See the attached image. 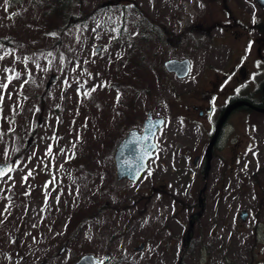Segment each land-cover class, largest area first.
Returning <instances> with one entry per match:
<instances>
[{"label": "rangeland", "instance_id": "1", "mask_svg": "<svg viewBox=\"0 0 264 264\" xmlns=\"http://www.w3.org/2000/svg\"><path fill=\"white\" fill-rule=\"evenodd\" d=\"M78 2L81 21L63 27L43 26L33 0H0V162L15 161L0 179V264H75L86 253L104 264H264V114L230 126L206 172L215 126L193 109L205 107L193 95L200 80L253 44L262 7ZM172 58L191 60L187 77L165 68ZM149 111L166 118L155 155L138 181L119 180L116 147Z\"/></svg>", "mask_w": 264, "mask_h": 264}, {"label": "flooded vegetation", "instance_id": "2", "mask_svg": "<svg viewBox=\"0 0 264 264\" xmlns=\"http://www.w3.org/2000/svg\"><path fill=\"white\" fill-rule=\"evenodd\" d=\"M262 9L259 17L252 21L248 29V31L253 29L256 31V34H252L253 39L251 38L253 44L246 46L238 58L228 61L223 66V70H215L205 76L203 73L202 78L204 76L205 83L200 85V80L198 83L200 87L193 94L197 100L205 101L204 108L198 104L193 105L194 113L201 118L208 119L215 129L229 105L236 101L250 103L237 106L230 112L222 126L218 143L224 138L230 126L235 127L236 121L245 117L246 112L252 115L264 114V7ZM257 34L261 36L256 37ZM191 68L190 60V71ZM174 74L178 77L176 73ZM206 164L207 161L204 165Z\"/></svg>", "mask_w": 264, "mask_h": 264}, {"label": "water", "instance_id": "3", "mask_svg": "<svg viewBox=\"0 0 264 264\" xmlns=\"http://www.w3.org/2000/svg\"><path fill=\"white\" fill-rule=\"evenodd\" d=\"M256 1L261 6H264V0ZM165 67L169 72L176 73L179 78H185L190 72V59H168L167 61H165ZM58 78L59 75L57 74L51 75L50 79L48 80L47 86H50ZM243 104L250 103L247 101H236L232 103L228 106L227 110L218 121L215 132L209 142L206 151V172L210 167L212 152L219 138L225 120L234 108ZM165 123V117H157L152 111H149L146 118L144 119L142 131L138 128H133L129 131L125 138H123L119 142L114 153L115 172L119 180L126 178L132 181H138L140 177L148 170L149 161L154 157L155 151L158 148V144L155 140L156 135L159 130L165 125ZM199 159L200 157L196 156L195 163H198ZM14 162V160H10L8 162H0V169L4 171V175L0 176V179L4 178L12 171ZM9 169H11V171H9ZM200 203L202 204V199H200ZM247 214V211L244 210L241 212L240 216L243 220H245ZM193 217L194 215H191L190 225L187 231V243L189 242L191 232L194 227V222L192 221ZM144 246L145 244L142 243L141 245L136 246L135 249L142 250ZM105 262L106 258L101 259L100 257L92 253H86L82 255L75 264H104Z\"/></svg>", "mask_w": 264, "mask_h": 264}, {"label": "trees", "instance_id": "4", "mask_svg": "<svg viewBox=\"0 0 264 264\" xmlns=\"http://www.w3.org/2000/svg\"><path fill=\"white\" fill-rule=\"evenodd\" d=\"M76 0H33L32 3V9L37 12L38 14V21L42 22V25H46L49 20H58V22L62 23L63 27L70 26L72 24L78 23L81 21V17L78 15H75L73 13L74 9V3ZM82 2V0H79V4ZM69 24V25H68ZM153 26V25H150ZM157 28V26L154 25V27L147 28L143 27L140 28V34H138V42H144L147 41L149 37H151V33ZM161 37V34L160 36ZM141 62V61H139ZM142 63V62H141ZM137 67L136 65L134 66ZM163 68V66H161ZM129 83V82H128ZM129 104L128 102H126ZM93 215H91L92 217ZM81 220V215H78L75 222H79ZM111 260V259H110ZM111 260L109 264H126V263H114Z\"/></svg>", "mask_w": 264, "mask_h": 264}, {"label": "snow or ice", "instance_id": "5", "mask_svg": "<svg viewBox=\"0 0 264 264\" xmlns=\"http://www.w3.org/2000/svg\"><path fill=\"white\" fill-rule=\"evenodd\" d=\"M5 2L7 3V0H5ZM0 58H2V57H0ZM8 79L11 80L12 77H9ZM6 87H7V85H0V88H6ZM2 99H3V97H0V100H2ZM50 151H51V148H49V152ZM9 171H11V169H9ZM2 175H4V171L2 169H0V176H2Z\"/></svg>", "mask_w": 264, "mask_h": 264}]
</instances>
